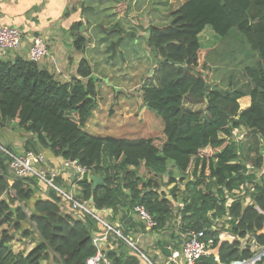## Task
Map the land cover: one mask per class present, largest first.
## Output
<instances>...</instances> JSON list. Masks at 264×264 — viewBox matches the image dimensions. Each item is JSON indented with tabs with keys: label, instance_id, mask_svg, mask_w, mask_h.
<instances>
[{
	"label": "trees",
	"instance_id": "trees-1",
	"mask_svg": "<svg viewBox=\"0 0 264 264\" xmlns=\"http://www.w3.org/2000/svg\"><path fill=\"white\" fill-rule=\"evenodd\" d=\"M170 2L171 19L147 27L146 43L157 66L155 84L142 85L140 94L142 104L154 109L161 119L157 134L129 140L85 133L82 126L97 94L96 83L89 78L92 68L88 61L81 58L77 77L61 82L38 62L18 55L0 58V127L15 122L33 136L25 149L46 148L54 156L75 159L99 175L103 181L95 186L87 177L80 179L76 198L89 200L87 205L99 211L100 218L101 210L110 209L124 236L137 229L146 231L133 211L141 204L157 220L159 230L173 226L187 238L189 230L206 228L216 244L218 231L227 229L240 237L251 234L257 244H264V0ZM81 26V21H75L69 31L78 50L86 42ZM206 26L219 37L236 29L258 56L254 65L244 69L248 81L242 87H209L211 69L204 61L208 48L199 40ZM243 96L250 97V104L240 109ZM203 103L202 110L185 107ZM239 129L247 132L246 147L254 155L257 176L248 173L242 161L246 147L235 139ZM7 158L0 149L3 172L8 168ZM139 167L146 173L139 172ZM190 168L194 178L179 190L177 184L184 181ZM8 179L0 175V196L5 195L0 199V228L9 225L15 232L0 230V264H86L96 252L93 234L105 233L101 251L111 264H147L137 250L107 232L97 218L69 211L70 203L36 178L14 177L11 184ZM207 180L205 189L199 188ZM248 182L252 188L243 195L233 194ZM226 214L231 215L227 221L230 228L223 224L210 231L214 220ZM16 235L37 239L25 255L13 254L8 246ZM182 240H174L175 249ZM161 252L168 255L163 247ZM252 253L248 246L240 248L239 241H224L218 247L223 263L247 259ZM211 263L212 256L202 258L201 264ZM257 264H264V258Z\"/></svg>",
	"mask_w": 264,
	"mask_h": 264
},
{
	"label": "rangeland",
	"instance_id": "rangeland-1",
	"mask_svg": "<svg viewBox=\"0 0 264 264\" xmlns=\"http://www.w3.org/2000/svg\"><path fill=\"white\" fill-rule=\"evenodd\" d=\"M81 1L85 6L83 12L80 11ZM75 8L79 12H76L74 17L82 13L87 21V24L81 27L80 33L87 38L86 44L90 48L87 53L91 58L89 63L97 77V80H93L97 90L94 106L82 130L93 136H112L129 140L149 138L157 134L162 127L161 119L154 109L142 104L140 94L142 85L155 84L157 66V60L146 43L147 27L149 24H164L171 19L170 0H76ZM54 27L55 34L50 35L48 32L40 34L48 44V51L38 65L53 73L52 68L44 64L51 61V55H54L60 58L61 63H64L63 69L66 72L64 76L71 80L76 77L75 66L78 62L79 50L74 47L68 31L63 32L58 26ZM199 40L202 47L208 48L204 61L211 69L209 87L240 88L248 81L244 69L254 65L258 61V56L249 48L236 29L233 28L228 35L219 37L213 33L210 26H206L199 34ZM9 52L0 54V58H5ZM23 53H26V49ZM67 55L71 59V65L65 63L68 61ZM57 72L59 73H54L56 79L64 82L59 69ZM242 100H239L240 109H243ZM185 106L190 107L187 104ZM204 106L205 103L191 107L202 110ZM246 135L247 132L244 130L235 131V139L244 142V147L247 146ZM15 137L16 131L12 130L1 141L5 147L11 149L10 151L17 153L19 150L13 145ZM247 148L242 150L241 158L246 163L247 169L251 171L256 166L252 163L254 155L249 154ZM40 151L44 154L43 150ZM105 159L107 161L108 157L106 156ZM50 166L46 160L41 168L47 170ZM169 168L174 176H180L175 173L172 165H169ZM139 172L145 174L146 170L139 167ZM197 175L198 173L195 177ZM184 176V181L177 184L179 190L185 189L186 181L193 180L192 168ZM206 182L208 180L199 188L205 189ZM60 186L66 192H70V189L63 187V184ZM252 187L248 182L244 190ZM101 215L117 227V219L111 217L106 219L107 214ZM176 220H180V215L176 217ZM2 229H7L11 234L15 232L9 225H3L0 230ZM154 231L156 233L149 232L143 235L136 230L131 231L128 236L135 246L149 256L155 264H163L165 257L155 255V245L165 244L166 238L177 241L186 238L180 232H176L173 226L162 228L161 231L159 228L154 229ZM36 240L23 242L22 239H15L8 246L13 254H16L25 251L29 246L28 243L31 244ZM26 253L24 252V255Z\"/></svg>",
	"mask_w": 264,
	"mask_h": 264
},
{
	"label": "built area",
	"instance_id": "built-area-1",
	"mask_svg": "<svg viewBox=\"0 0 264 264\" xmlns=\"http://www.w3.org/2000/svg\"><path fill=\"white\" fill-rule=\"evenodd\" d=\"M21 42L22 34L17 27L0 25L1 54H5L6 52L12 50H17L20 47ZM45 55H47V46L43 38L39 35L30 36L27 59L33 62H38ZM0 149L8 157V166L14 177L36 178L38 182L45 184L48 190H53L65 198L70 203L69 210H78L79 212L83 211L94 216L106 227L107 232L111 231L118 237H121L133 249L137 250L141 257L147 262V264H155L149 256H147L135 246L134 242L129 237L122 235L116 226H112L107 220L100 218V216H98V211L91 209V207L87 205L89 200H78L76 196L80 191L79 189L77 191L70 190L68 193L57 183L59 175L65 170L71 174L76 182H78L83 177H87L89 180V176L92 174L91 170L82 166L75 159H64L60 167L50 166L47 170H44L41 168V165L46 161V158L40 150L34 151L31 149H25L15 153L3 147L2 145H0ZM261 170H264L263 164ZM248 173H256L257 176V168L255 167L251 171L248 168ZM246 185L247 183L242 185L240 189L234 190L233 194L243 195ZM241 190L243 191L240 192ZM133 211L137 221H139L146 230H154L157 228V220L143 205H135ZM75 216H77V213ZM227 217L228 216L226 214L222 218L215 219L209 230H217L221 228L223 224L226 228H228L226 223L228 220ZM206 230V228H202L200 230H189L188 236L186 239L182 240L180 248L172 249L167 247L168 255L164 256L166 259L163 264H201L202 258L210 256H212L214 259V263L211 264H257L262 258H264V244H257L255 242L254 236L251 234H246L244 237H240L230 230H219L218 234L216 235L218 241L215 244V237L208 235ZM104 240H106V233L102 236H92V243L96 248V252L94 255L87 258L86 264H111L108 257L105 256V254H103L101 251L102 241ZM224 241L229 243L239 241L240 248L248 246L253 251V253L247 259H236L230 263H223L219 260L218 247L220 243Z\"/></svg>",
	"mask_w": 264,
	"mask_h": 264
},
{
	"label": "crops",
	"instance_id": "crops-1",
	"mask_svg": "<svg viewBox=\"0 0 264 264\" xmlns=\"http://www.w3.org/2000/svg\"><path fill=\"white\" fill-rule=\"evenodd\" d=\"M75 1L76 0H0V25H8V26L17 27L22 34V46L20 48H18L17 50L10 51L5 56V59H9V58H12V57L17 56V55L22 56L24 58H27L28 46H29V37L32 35H39L40 36V34L42 32H48L50 35L55 34L54 30H56V28L54 26H58L59 30H61L63 32L68 31V34H70L69 31H70L71 25L75 21H81L82 26L85 23L87 24V21L82 16V13L76 14V16L74 17L75 13L79 12V10H77L75 8ZM80 5H81L80 11L83 12V9L85 8V6L83 5V1H81ZM72 41H73V39H72ZM85 41H86L85 47L83 49L79 50L78 62L76 63V66H75L76 77H77V67H78L79 60L81 58H84L88 61V63L91 61L90 54L87 53V51L90 50L88 44H86L87 38H85ZM46 46H47V51H48V44L47 43H46ZM93 48H91V49L93 50ZM25 49H26V53H23V51ZM67 51H68V47H67ZM51 56H52L51 61L46 62L44 65L52 68L53 73H59V72H57V70L59 69L60 74H62L64 80L69 81L64 76V75H66V72L63 69L64 63H61L60 58H58L54 55H51ZM66 58L68 59V61H65V63L71 65V59L68 58V55L66 56ZM90 66H91V64H90ZM92 73L95 74L93 68H92ZM240 99H243L242 100L243 109L247 108L250 104V97L249 96H243ZM189 106L190 107H188V108L195 110L194 108L191 107L192 105H189ZM12 130L16 131V137L14 139L13 145L19 150L18 152L25 150L26 142H28V140L32 139L33 136L31 134L26 133L24 130H22L20 127H18L15 122H10V123H7L4 126L0 127V145L4 146L2 144L1 139H4L7 136L8 132L9 131L12 132ZM6 148L11 150L9 147H6ZM40 150L44 151L45 158L51 166H57V167L61 166V164L63 162V160L61 158L54 156V154L51 153L46 148L41 147ZM10 171L11 170H10L9 166L5 172H3L2 169H0V175L9 176V179H8L9 184L12 183V178H14L13 173H11ZM97 176H99V175H97ZM57 180H58L57 183L59 185L63 184V187H67L68 189H70L72 191H77L79 189L78 183L76 182V180L71 176V174L67 170L61 172V174L59 175ZM2 198H5V195L0 196V199H2ZM69 211H71V210H69ZM105 211H108V213H104ZM111 212L112 211L110 209H108V210L103 209L100 211L101 214H107L106 219L110 218V217L112 218ZM227 216H228L227 218L229 220V216L231 217V215L227 214ZM101 217H102V215H101ZM103 217L105 218V216H103ZM227 221H226V223L228 225V228H230V225ZM137 228H139V227H137ZM137 232H140L143 235H145L149 232L154 233L155 231L154 230L153 231L152 230H146L145 232H143L142 230L137 229ZM93 236H98V235L93 234ZM15 239H17V240L22 239L23 242H26V241L30 242L29 239H26L21 235H16L15 238L13 240H11V242L14 241ZM106 240L102 241V244L105 243ZM156 240L158 241V238H156ZM35 242H32L31 244L28 243L29 246L26 249L24 248L25 251H23V253L28 252L29 249L31 247H33ZM164 243H165V244H163L164 246L161 245L164 249H165V247H166V249H167V247L175 249L173 239L168 240V238H166L164 240ZM161 246L159 244L155 245V247H154L155 255L156 254L163 255L161 252L162 251ZM164 261H163V263H164Z\"/></svg>",
	"mask_w": 264,
	"mask_h": 264
},
{
	"label": "water",
	"instance_id": "water-1",
	"mask_svg": "<svg viewBox=\"0 0 264 264\" xmlns=\"http://www.w3.org/2000/svg\"><path fill=\"white\" fill-rule=\"evenodd\" d=\"M89 78H91L92 80H97V77L93 73H91L89 75ZM89 180L92 182L93 186H95L98 183H101L103 181L101 177H99L95 174H91L89 177Z\"/></svg>",
	"mask_w": 264,
	"mask_h": 264
},
{
	"label": "clouds",
	"instance_id": "clouds-1",
	"mask_svg": "<svg viewBox=\"0 0 264 264\" xmlns=\"http://www.w3.org/2000/svg\"><path fill=\"white\" fill-rule=\"evenodd\" d=\"M178 179V178H177Z\"/></svg>",
	"mask_w": 264,
	"mask_h": 264
}]
</instances>
